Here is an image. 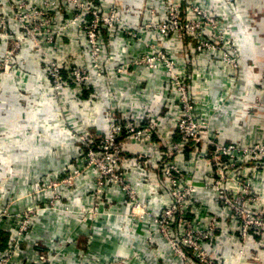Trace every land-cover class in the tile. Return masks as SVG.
<instances>
[{"label": "built area", "instance_id": "obj_1", "mask_svg": "<svg viewBox=\"0 0 264 264\" xmlns=\"http://www.w3.org/2000/svg\"><path fill=\"white\" fill-rule=\"evenodd\" d=\"M119 1L0 0V82L21 91H30L33 74L26 69L21 60V56L28 52L31 60L38 63L49 78L52 104L54 101L56 103V90L71 89L72 85L76 87L78 96L81 97L83 92L89 89L88 84L84 83L83 74L86 68L75 66L71 52L67 53L65 50L63 52L59 46L56 52V21L69 27L77 23L84 30H89L94 37L93 33L98 29L107 30L102 25L106 22L105 18L109 13L113 14V18H118L120 14L116 6H119ZM150 2L146 6L150 9L148 12L153 18L149 20L153 21L149 23V26L151 27L150 24L161 25L159 31L162 34L161 39L164 37L172 43L184 40L187 43L192 38H199L202 42L218 43V45L220 42H225L224 47L228 57H232L229 74L232 77L237 75L241 62L234 51V46L228 40L224 26L211 10H208L202 0H197L196 3H190L188 0H163L164 10L161 18L156 17L160 15V12L156 11L158 5L153 3L155 0ZM189 12L196 16L198 25L190 27L186 24L190 21ZM185 19L187 20L184 21ZM93 24L96 28L90 30ZM121 25L122 33L127 37L138 39L141 36L140 33L133 31L131 34L127 33V29L132 27L126 21L121 22ZM56 53L61 56L56 57ZM156 54L157 57H155L159 59L160 65L153 64L152 67L149 64L150 70L171 69L169 50L159 48ZM129 67L126 66L124 69ZM170 80H173L172 87H182L179 92H182V96L185 95L184 76L179 75ZM175 100L180 101L181 98L176 96L172 102ZM182 105L184 106L182 102H179L180 109ZM165 109L168 110L169 115H172L167 101ZM113 117L110 121L109 136L105 135L102 138L101 130L98 131V135L88 129L82 131L81 140L77 139L81 144L76 151L78 155L73 159L74 161L68 163L61 175H47L46 178L34 184V187L16 194L0 189V264H131L126 259L115 255L100 261L80 247L78 239L75 238L65 239L61 236L54 237L51 241L40 238L34 244H29L35 236L36 220L43 213H56L57 206L61 204L63 197H68L71 188L83 179L86 172L90 171L95 174L97 187L94 191L92 207L85 209L82 213L84 218L81 228L94 226V228L102 229L105 222L97 218L91 222L88 216L97 217L105 204L111 210L116 209L117 207L113 208L116 195L113 196V193L117 189L118 193L124 192L126 196L123 203L125 207H128L131 218H141L145 221L152 219V225L147 224L149 234L142 239L145 240L150 255H153L155 259L163 257L162 260H166V264L169 263V259L164 257L161 250L165 248V240L173 237V227L179 218L180 223L185 225L190 214L196 215L201 220L207 214L201 202L195 198V194L206 190L210 185L214 186L216 193L214 199L217 204L223 205L231 212L234 220L238 219L243 223L242 219H244L245 233L250 236L252 232L264 235V208L256 206L260 203V197L251 189L250 182L246 178L249 172L256 173L264 169V142L253 145L227 144L220 137L214 136L201 150H196L200 145L193 139L199 135L188 131L193 125L185 119L184 115L171 126L162 125L165 123L161 121H157V125L155 122L150 124L149 115L138 116L134 123L130 122L128 125H125L126 119L123 116L113 115ZM145 121L148 122L147 125L144 124ZM195 130L199 131L200 128ZM154 133L159 138L156 145L152 144ZM128 139L145 143L149 148L153 147L155 154L147 150L129 151V153L124 148V140ZM188 144L195 146L196 153L193 152L192 157L197 159L199 167L202 166L203 161L208 162L209 169L205 185H198V181L188 173V161L183 160L185 147ZM96 159L102 161L101 173L94 167L93 161ZM175 159L177 163H174ZM129 168H133L134 172L144 169L151 178L157 176L156 173L161 175L162 184L157 190H161L169 199L166 201L158 199L159 209L155 215H152L151 208L138 198L139 189L127 182L126 172ZM218 171L224 172L220 174ZM208 179H211L210 185ZM226 179L230 181L227 188L224 187ZM144 180L142 176L141 182L143 183ZM154 192L156 190H152V194ZM65 210L72 213L68 207ZM204 232L198 229L193 231L192 235L181 233V239L169 246L179 258L178 261L184 264L204 262L205 257L200 255V250L205 246L204 241L210 238L204 235ZM94 239L96 240L95 237ZM210 264H216V261H211Z\"/></svg>", "mask_w": 264, "mask_h": 264}, {"label": "crops", "instance_id": "obj_2", "mask_svg": "<svg viewBox=\"0 0 264 264\" xmlns=\"http://www.w3.org/2000/svg\"><path fill=\"white\" fill-rule=\"evenodd\" d=\"M122 3L126 15V23L139 24L142 15L139 10L142 8L144 0H124ZM160 2L161 0H155ZM208 10L216 16V19L226 29L228 40L232 42L234 51L240 59V69L235 77H228L224 70L220 68L213 75L214 93L210 95V104L221 105L222 90L231 89V103L225 107L222 117L215 120L217 128L215 133L225 143L239 145H253L264 142V0H202ZM123 37H127L122 33ZM26 69L33 74L29 90L34 88L39 90L30 96H17L15 87L0 88L1 99L4 101V115H1L3 126H9L13 130L26 128H36V134L28 135L24 130V142L20 141L19 147L8 145L0 149L4 154L0 162V186L2 189L16 194L25 189L34 187L38 181L46 178L47 175H61L70 161L75 158L76 148L71 145L70 139L67 143L63 138L60 117L56 113V103L50 102L52 90L49 78L38 63L31 60L28 52L21 56ZM206 63V62H205ZM205 63L201 66L205 70ZM38 64V65H37ZM206 73V72H202ZM157 73L136 71L131 77H126L117 86L118 111L152 116L159 115L162 119L170 118L169 112L165 109L166 81ZM209 77V74H207ZM103 84V83H102ZM90 87L83 92L80 102L71 101L70 107L82 123L91 128L92 132L98 135L102 128V112L109 106V99L105 87L112 90L110 86ZM75 88L74 85H72ZM119 92V93H118ZM146 92V96H145ZM139 93V95H138ZM20 95V94H19ZM169 97V96H168ZM138 99V100H137ZM9 108V110H7ZM132 110V111H131ZM117 111V112H118ZM100 113V125L95 124L93 115ZM125 113V114H126ZM121 117V113L118 112ZM167 121V120H166ZM144 124H148L147 121ZM170 126V125H169ZM63 127V126H62ZM105 135L102 134V138ZM63 138V139H62ZM41 141V144L39 143ZM159 142L157 134L152 136V144ZM124 148L127 151H149L155 154L153 147L136 140H124ZM130 153V152H129ZM187 150L185 160L193 159ZM203 170L198 177V185H205L208 162H202ZM133 169V168H132ZM129 168L126 172L127 182L133 187L136 186L138 198L151 208V214L155 215L159 209L158 199L166 201L169 197L164 196L157 188L162 184L161 175L148 177V172L144 169L132 171ZM3 171V173L1 172ZM6 174V175H5ZM5 175L4 178H2ZM142 176L145 179L142 183ZM95 174L86 172L83 179L71 188L70 195L63 197L56 213H43L35 222V236L31 240L34 244L38 239L53 240L54 237H64L65 239H78L80 247L87 250L93 257L100 261L110 256H120L131 264H166L162 258L155 259L150 255L145 244V237L149 234V227L152 219H133L130 217L128 207H125L126 196L118 193L117 189L113 193L114 210L106 204L101 207L97 217L89 215L91 222L97 218L105 222L100 228H81L85 209L92 207L94 191L97 187ZM254 191L260 197L258 208H264V169H260L253 181ZM123 190V189H122ZM152 190L154 192L152 194ZM205 191V192H204ZM199 191L195 198L204 203L209 201L212 207L218 212L219 218H225L224 208L217 204L213 190ZM36 200V199H35ZM71 209L69 211L66 208ZM110 208V209H109ZM78 211V214L76 212ZM107 213H106V212ZM110 212V213H108ZM87 217V215L85 216ZM94 217V218H93ZM237 227V226H236ZM153 228V226H151ZM236 230V229H235ZM237 230H239L237 228ZM236 233V232H235ZM96 238V240L94 239ZM92 238V239H91ZM94 239V240H93ZM99 240V241H98ZM239 243L236 238L231 240L230 245ZM249 251L243 262L234 259L233 264H264V235L251 233ZM71 247V246H69ZM81 248V249H82ZM71 249V248H70ZM251 249V250H250ZM252 251V252H251ZM155 255V254H154ZM169 259L167 264H184L177 259ZM186 264V263H185Z\"/></svg>", "mask_w": 264, "mask_h": 264}, {"label": "rangeland", "instance_id": "obj_3", "mask_svg": "<svg viewBox=\"0 0 264 264\" xmlns=\"http://www.w3.org/2000/svg\"><path fill=\"white\" fill-rule=\"evenodd\" d=\"M188 1L190 3L197 2V0ZM162 2L163 0L160 2H153L158 5L156 7L157 13L160 12V15H157L156 17H162V11L164 10ZM118 3L119 6H116L118 9L117 12L120 14L118 18H113V14L109 13L105 18L106 22L102 25V27L108 31H101L98 29L97 32L93 33L94 37L91 35L89 30H84L79 27L77 23H73L69 27L56 21V52L58 51L57 46L63 49V52L64 50L67 51V53L71 52L74 56L73 61L75 66L77 65V67L86 68V72L83 75L85 77L84 83L88 84L87 87L97 88L100 84L105 86L104 83H106L110 86V88H112V90H114H107L105 87L108 95L107 97L109 99V106L106 111L104 110V112H102L101 116H103V121L102 128H100V130L103 135L109 136L111 133L109 127L110 121H112L113 115H118V112L121 113V117L123 116L126 119L124 121L125 125L130 124V122L134 123V120L138 118L137 112H122L120 105L118 107L121 111H118L116 108L118 105V102L116 101L117 91L119 89V87L117 89V86L120 85V81L126 77H131L134 72L136 73V71L150 72L151 74L157 73L156 75H160L161 78L166 81L165 87L166 91H168L166 101L170 107L172 115L170 118H167L166 121L165 119L162 120L159 115L153 114L152 116H149L150 124L155 122L157 125V121H161L162 123H165L162 125L171 126L179 118H181L182 115H184L185 119L193 125L192 128L188 129V131L193 132L194 135H199L193 140L195 143L200 145V147H197L196 150H201L205 144L207 145L212 137L217 136L215 133V130L217 129L215 127V125L217 126L215 120L224 115L222 114V110H224L225 107L231 103L230 94L232 90L229 88L222 90L220 106L210 104V100L208 98L214 93V88H212L211 84H213L212 77L215 75L214 73L216 70L220 68L221 70H224L228 77H230L229 70L232 65V57H228V53L224 47L226 45L225 42H220L218 45V43L202 42L199 38H192L190 41H187V43L185 40L183 42L174 41L172 43L171 41H168L169 39L164 37L161 39L160 35L162 34L159 32L161 25L150 24L151 27L149 26V23L153 22L149 21L153 18L148 12L150 9L146 7L151 3L150 0H144L142 8L139 10L142 15L140 23H129L132 28L127 29V33L131 34V31H133L134 33H140L141 36L138 39L123 37V26L121 25V22L126 21L127 17L125 15L126 9L123 7L122 3L126 2L124 0H120ZM190 13L191 12H189L188 15L190 16L189 19L191 22L189 21L186 24L190 27L198 25L196 16H193ZM186 20L187 19L184 21ZM119 21L121 22L119 23ZM95 28L96 26L93 24L90 30H94ZM159 48L169 50V62L172 65L171 69L150 70L149 64H151L152 67L155 64L160 65L159 59H156V53ZM60 56V54L56 53V57ZM156 60L158 61L157 63ZM149 61L151 62L149 63ZM204 63L205 70L201 68ZM126 66H130L129 69H124ZM203 71L206 73H202ZM207 74H209V77ZM179 75H183L185 79L186 89L185 95L183 96L181 95L182 92H179L180 89L182 90V87H172L173 84L171 82L173 80H170L178 77ZM40 85L41 84H37L38 88H34L32 91L31 89L30 91H21L16 87L14 89L17 92V96H31L32 93H36L39 90ZM8 86L9 84H2V82H0V88ZM64 89L65 88L59 91L56 90V113L60 117L61 124L64 123V125H62L63 127L61 126V130L64 132L63 138L66 137L65 142L70 144L68 141V139H70L71 145L74 146L77 151V148H80L81 146L78 140H81L82 131L86 129L91 130V128L85 126L83 123L82 125H79L78 121L81 120L73 113V109L70 107L69 103L71 101L80 102L81 99V97L78 96V90L76 87ZM1 92L2 91L0 90V117L6 113L4 109L5 100L1 99ZM176 96L180 97L181 100H175V102H172ZM179 102L184 104V106L182 105V109H180ZM7 110H9V108ZM101 116L99 112L92 116L95 120V124L98 123L100 125L99 119ZM139 116L142 117L145 116V114H140ZM27 126L29 125L27 124ZM26 127L24 130L28 133V135L36 134V128ZM198 127L200 130L196 131L195 128ZM22 129L13 130L9 126H3V122L0 120V149H5L8 145L19 147L18 145L20 144V141L24 142L23 138L25 132L24 130L22 131ZM134 129H136L135 126ZM169 129L170 128H168V130ZM155 131L157 132V129ZM164 133L165 132H163V134ZM198 140L199 142H197ZM39 143L41 144V141ZM187 150L191 153L190 155H193V152L196 153L194 145L188 144L185 147L184 154ZM77 155L78 153L75 154V157ZM3 158L4 154H0V162H2ZM183 160H185V158ZM191 161L193 162L191 163ZM93 163L94 167H96V171L98 172L99 170V173H101V159H96ZM174 163H177V159H175ZM187 163V167L189 169L188 173L193 175L195 180H198V177H201L200 173L203 170V167H199L197 159H192ZM1 172L3 173V171ZM223 172L224 171H218L220 174ZM256 173L251 171L246 175V178L250 182L251 189L253 190V181H255ZM5 175L2 178H4ZM206 176H208V174ZM210 181L211 179H208L209 185L211 183ZM225 181L224 187L227 188L230 181L228 179ZM0 189H2L1 186ZM208 189L213 190L214 195L216 194L214 186L210 185L206 188V190ZM201 204L207 212L204 216L202 215V220L200 218L198 219L196 215L190 214L186 220L187 224L182 225L179 221L180 218L178 217L179 219L173 227V237L169 238V240H165V248L161 249L164 257L167 259L174 258L172 259L174 261L175 259L179 260L177 255L172 252L169 246L176 244L177 241L181 239V233L192 235L193 231H197L199 229L201 232L202 230L205 231L204 235L210 237L209 240L204 241L205 246L202 250H200V255L205 257L202 264H210L211 261H216V264H233L232 262L234 259L239 260V262H243L249 254V243L251 241V236L248 233H245L243 229L245 225L244 219H242L243 223L241 220H234L231 212L226 210L223 205L220 206L224 208L225 213H227L228 216L224 219L219 218L218 212L212 207L209 201H205L204 203L201 202ZM237 228L239 230H237ZM233 238H236L239 243L232 246L230 243ZM218 261H220V263Z\"/></svg>", "mask_w": 264, "mask_h": 264}]
</instances>
